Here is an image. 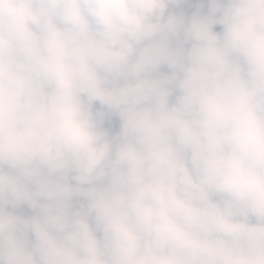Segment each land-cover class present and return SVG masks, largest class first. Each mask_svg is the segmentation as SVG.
<instances>
[{
    "label": "clouds",
    "instance_id": "clouds-1",
    "mask_svg": "<svg viewBox=\"0 0 264 264\" xmlns=\"http://www.w3.org/2000/svg\"><path fill=\"white\" fill-rule=\"evenodd\" d=\"M0 264H264V0H0Z\"/></svg>",
    "mask_w": 264,
    "mask_h": 264
}]
</instances>
